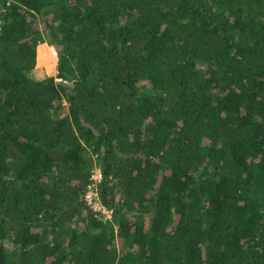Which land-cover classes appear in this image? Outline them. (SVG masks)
Returning a JSON list of instances; mask_svg holds the SVG:
<instances>
[{
	"label": "trees",
	"instance_id": "trees-1",
	"mask_svg": "<svg viewBox=\"0 0 264 264\" xmlns=\"http://www.w3.org/2000/svg\"><path fill=\"white\" fill-rule=\"evenodd\" d=\"M0 20V264H264V0Z\"/></svg>",
	"mask_w": 264,
	"mask_h": 264
},
{
	"label": "rangeland",
	"instance_id": "rangeland-1",
	"mask_svg": "<svg viewBox=\"0 0 264 264\" xmlns=\"http://www.w3.org/2000/svg\"><path fill=\"white\" fill-rule=\"evenodd\" d=\"M41 43H44L45 45L48 46V48L50 49V51L53 53V51L51 50L50 46L48 45L47 42H40ZM40 44L38 46H40ZM36 45V47H37ZM54 55V53H53ZM55 56V55H54ZM53 63L52 64H49L47 66H45V70H46V73L45 72H42V69H37L35 66L33 67L34 69L31 70V76H37V77H43V76H48V75H52V76H55L56 75V72H57V65H58V62L56 60V57L53 58ZM35 65H36V61H35ZM98 167V164L95 162V164L93 165V168H96ZM93 196H97V190H96V186H89L88 185V191L86 192V197L88 200H92V204L95 205V206H101V203L99 202L98 200V196L97 197H93ZM97 204V205H96ZM103 206V205H102ZM104 207V206H103ZM106 209V212L105 213H109V209H107L106 207H104Z\"/></svg>",
	"mask_w": 264,
	"mask_h": 264
},
{
	"label": "built area",
	"instance_id": "built-area-1",
	"mask_svg": "<svg viewBox=\"0 0 264 264\" xmlns=\"http://www.w3.org/2000/svg\"><path fill=\"white\" fill-rule=\"evenodd\" d=\"M9 2H10V0H0V11L4 10V4H8ZM0 23H1V20H0ZM101 177H102V173H101V170H100L99 166L94 168V169H92V173H91L92 182L89 184V186H95L96 183L101 179ZM93 197H97V196H93ZM86 200L90 204V206L93 207L96 210V214L98 215V217L101 218L102 220L106 221L107 217L110 216V211L107 214V213H105L106 209L102 206V204H101V206L100 205L99 206H95V205L92 204V200L91 199L88 200L87 197H86Z\"/></svg>",
	"mask_w": 264,
	"mask_h": 264
},
{
	"label": "crops",
	"instance_id": "crops-1",
	"mask_svg": "<svg viewBox=\"0 0 264 264\" xmlns=\"http://www.w3.org/2000/svg\"><path fill=\"white\" fill-rule=\"evenodd\" d=\"M33 69H34V68H33ZM32 77H33V76H32ZM43 77H44V76H43ZM33 78H37V79H38V78H42V77H37V76H34Z\"/></svg>",
	"mask_w": 264,
	"mask_h": 264
}]
</instances>
